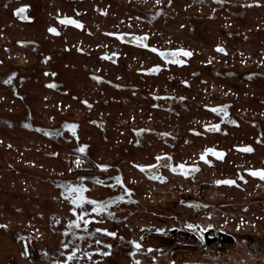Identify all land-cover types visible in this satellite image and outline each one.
Returning <instances> with one entry per match:
<instances>
[{
    "label": "rangeland",
    "instance_id": "374dc122",
    "mask_svg": "<svg viewBox=\"0 0 264 264\" xmlns=\"http://www.w3.org/2000/svg\"><path fill=\"white\" fill-rule=\"evenodd\" d=\"M258 170L264 0H0V264H264Z\"/></svg>",
    "mask_w": 264,
    "mask_h": 264
},
{
    "label": "flooded vegetation",
    "instance_id": "af4514ba",
    "mask_svg": "<svg viewBox=\"0 0 264 264\" xmlns=\"http://www.w3.org/2000/svg\"><path fill=\"white\" fill-rule=\"evenodd\" d=\"M73 27H76V28H78V29H82V27H83V25L81 24V23H78V24H80L82 27L81 28H79V27H77L75 24H73V23H70ZM138 37H136V36H127V35H121V36H119V39L122 41V42H128V43H131V44H133V45H135V46H143V43H144V41H143V39H137ZM153 52L154 53H156L160 58H162L163 60H173V61H176L178 58H174V55H175V53L174 52H171V53H169V52H160V51H158V50H156L155 49V51L153 50ZM161 53H164V55H161ZM169 57H171V58H169ZM213 109H215V111L217 112V114H222V116H221V118H225L226 117V115L228 114V112H225L223 109H221V107L220 106H217V107H214ZM223 111V112H222ZM213 153V155L214 156H216V153H214V152H212ZM258 171H261V170H258ZM258 171H256V172H258ZM253 173V172H252ZM251 173V174H252ZM253 175V174H252ZM256 176H258L259 177V175H256ZM261 177V176H260Z\"/></svg>",
    "mask_w": 264,
    "mask_h": 264
},
{
    "label": "snow or ice",
    "instance_id": "6c2138e0",
    "mask_svg": "<svg viewBox=\"0 0 264 264\" xmlns=\"http://www.w3.org/2000/svg\"><path fill=\"white\" fill-rule=\"evenodd\" d=\"M24 11V9L22 8V9H19L18 10V12H23ZM69 22H71V23H73V24H76L77 26H80L79 24H78V22L77 21H69ZM50 31H55V29H50ZM137 39H140V38H137ZM154 51H155V49H153ZM220 51H223V49H219ZM185 55H190V53H187V52H185L184 53ZM161 55H164V53H161ZM177 63H179V61H176ZM51 86H55V85H51ZM213 111H215V109H213ZM73 129L75 128V125H72L71 126ZM81 150H83V149H81ZM246 151H251L252 149L249 147V148H246L245 149ZM207 151H212L211 149H208ZM217 155H220V154H217ZM202 159L204 158L203 156L201 157ZM180 167L181 168H183L184 166L183 165H180ZM173 170H175V169H173ZM253 175H259V176H261V178H264V171H258V172H253L252 173ZM217 183H227V184H232V183H234V181H232V180H226V181H217ZM69 191L70 192H82L83 191V189H69ZM83 199H84V197H80V200L81 201H83ZM74 203L76 202L75 200L73 201ZM93 203H95V202H93ZM188 227L191 229V228H193V227H195L194 225H191V224H189L188 225ZM111 235H115L114 233H111ZM137 247H139V245H137Z\"/></svg>",
    "mask_w": 264,
    "mask_h": 264
},
{
    "label": "water",
    "instance_id": "95a60500",
    "mask_svg": "<svg viewBox=\"0 0 264 264\" xmlns=\"http://www.w3.org/2000/svg\"><path fill=\"white\" fill-rule=\"evenodd\" d=\"M76 25V24H75ZM80 25V24H79ZM77 26V25H76ZM77 27H79V28H81L82 26L80 25V26H77ZM24 247H25V250H26V254H28V250H27V245H26V242H24Z\"/></svg>",
    "mask_w": 264,
    "mask_h": 264
}]
</instances>
